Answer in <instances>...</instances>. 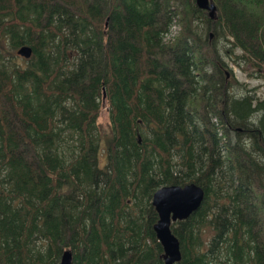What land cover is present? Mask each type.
I'll list each match as a JSON object with an SVG mask.
<instances>
[{
  "label": "trees",
  "instance_id": "obj_1",
  "mask_svg": "<svg viewBox=\"0 0 264 264\" xmlns=\"http://www.w3.org/2000/svg\"><path fill=\"white\" fill-rule=\"evenodd\" d=\"M212 2L0 0V264H163L151 196L187 183L173 264H264V98L220 53L264 77V0Z\"/></svg>",
  "mask_w": 264,
  "mask_h": 264
},
{
  "label": "water",
  "instance_id": "obj_2",
  "mask_svg": "<svg viewBox=\"0 0 264 264\" xmlns=\"http://www.w3.org/2000/svg\"><path fill=\"white\" fill-rule=\"evenodd\" d=\"M197 8L205 10L208 18H216V7L212 0H194ZM15 53L21 58L31 55L28 45H20ZM102 99L104 92L102 91ZM203 198V191L195 183H187L182 186L177 184L161 185L152 193L151 204L157 214V220L152 228L155 237L161 245V259L163 264H173L180 258L178 240L171 232L170 223L185 219L196 210ZM71 254L69 250H63L60 254L59 264H70Z\"/></svg>",
  "mask_w": 264,
  "mask_h": 264
},
{
  "label": "rangeland",
  "instance_id": "obj_3",
  "mask_svg": "<svg viewBox=\"0 0 264 264\" xmlns=\"http://www.w3.org/2000/svg\"><path fill=\"white\" fill-rule=\"evenodd\" d=\"M178 31H179V25L177 22L173 21L172 24L169 26L167 33L164 35L163 40L164 41L172 40V38L177 34ZM219 47H221V45H219L218 48ZM220 50H221V48H220ZM220 53L222 54L221 60L225 66L224 69H228V71H229V72L227 71V75L229 76V73H230L231 77L234 80H236L239 83H244L246 89H249V90L252 89L255 96H257L259 98H264V77H260V78L251 77V76L248 77L246 75V72L239 69L236 65H234L230 58L223 55L222 51H220ZM246 71L250 72L251 69L246 68ZM233 79H231V81ZM236 93L238 94V93H240V91H236ZM96 124L101 131H107L109 128L107 113H106V109H105V105H104V99H102V101H101L100 109L98 111V116L96 118ZM219 131H221V130H219ZM173 222L175 223L176 221H173Z\"/></svg>",
  "mask_w": 264,
  "mask_h": 264
}]
</instances>
